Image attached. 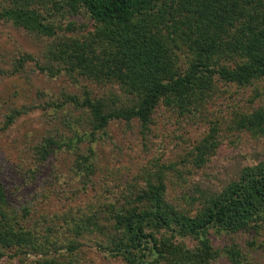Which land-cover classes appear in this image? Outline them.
I'll list each match as a JSON object with an SVG mask.
<instances>
[{
  "label": "trees",
  "instance_id": "obj_1",
  "mask_svg": "<svg viewBox=\"0 0 264 264\" xmlns=\"http://www.w3.org/2000/svg\"><path fill=\"white\" fill-rule=\"evenodd\" d=\"M0 22L38 43L35 55L15 59L19 69L30 63L74 87L55 106H69L84 129L66 141L54 134L36 149L41 161L95 141L113 122L146 131L167 110L211 123L205 107L232 88L251 87V100L264 97V0H0ZM21 114L13 110L5 124ZM230 129L262 136L264 104L230 124L214 118L183 166L152 156L139 173L116 178L108 201L40 217L39 227L28 226L26 204L13 209L0 181V259L79 264L77 253L90 245L122 264H251L242 248L254 241L240 246L236 237L264 229V159L240 167L218 190L186 193L188 178L218 157ZM91 158L88 148L73 163L84 180ZM186 164L192 170L183 181ZM177 180L185 209L166 201ZM210 233L223 244L214 246Z\"/></svg>",
  "mask_w": 264,
  "mask_h": 264
},
{
  "label": "rangeland",
  "instance_id": "obj_2",
  "mask_svg": "<svg viewBox=\"0 0 264 264\" xmlns=\"http://www.w3.org/2000/svg\"><path fill=\"white\" fill-rule=\"evenodd\" d=\"M72 20L79 22L78 19ZM37 49L38 43L23 30L0 22V181L13 209L20 210L19 206L24 204L28 206L30 227H39L40 217L49 219L53 213L75 211L108 201L110 185L115 184L116 178L124 179L139 173L152 156L164 163L182 161L180 166H183L184 157L214 118L221 115L230 124V120L238 115H248L264 104V97L250 99L251 87L232 88L222 99L205 107L209 113L206 118L211 123L204 119L189 120L167 110L158 111L146 131L138 129L134 122L127 126L113 122L106 135L99 134L95 141L87 143L85 140L75 148L53 151L41 161L36 152L40 145L46 140L56 139L54 134L66 141L78 135L84 125L73 121L75 116L69 115L73 111L69 106H55L61 91L74 89L66 78L39 74L30 63L21 69L14 64L20 54L35 55ZM13 110L22 111V114L6 125L5 118ZM65 121H68V129ZM223 134L225 142L218 157L211 159L203 169L194 170L188 178L192 187L188 184L191 188L186 193H190L193 187L218 190L236 178L240 167L264 159V134L259 136L233 129ZM88 148L92 152L91 169L87 180H84L79 177L82 171L76 170L73 163L78 155L86 154ZM191 170L186 164L183 181ZM184 192L182 181L177 180L176 184L169 185L166 201L176 208L185 209L180 200ZM26 194L32 197H26ZM252 235V232L241 233L236 242L243 246L252 239L254 247L243 246V254L251 264H264V229ZM210 237L214 246L223 244L212 233ZM77 255L78 262L82 259L79 264H122L118 259L97 253L90 245L82 247ZM26 258L35 259L34 255ZM0 264H17V261L4 257ZM216 264L227 263L222 259Z\"/></svg>",
  "mask_w": 264,
  "mask_h": 264
}]
</instances>
